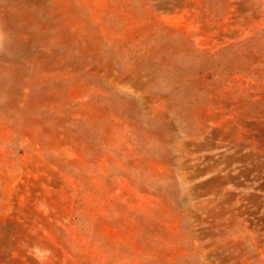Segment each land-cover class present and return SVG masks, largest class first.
Listing matches in <instances>:
<instances>
[{"label": "rangeland", "instance_id": "374dc122", "mask_svg": "<svg viewBox=\"0 0 264 264\" xmlns=\"http://www.w3.org/2000/svg\"><path fill=\"white\" fill-rule=\"evenodd\" d=\"M0 264H264V0H0Z\"/></svg>", "mask_w": 264, "mask_h": 264}]
</instances>
